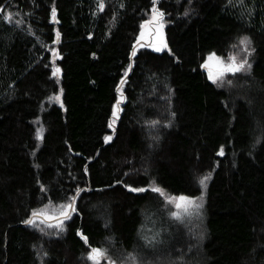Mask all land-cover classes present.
<instances>
[{"label": "trees", "instance_id": "obj_1", "mask_svg": "<svg viewBox=\"0 0 264 264\" xmlns=\"http://www.w3.org/2000/svg\"><path fill=\"white\" fill-rule=\"evenodd\" d=\"M104 2L99 12L97 0H0V264H93L91 247L111 259L132 253L151 212L165 238L147 253L167 251L172 264H264V0H159L168 50L137 46L135 57L152 0ZM244 36L249 74L229 88L213 83L202 67L209 53L226 59ZM118 88L126 99L110 128ZM154 187L205 192L200 244L156 208ZM77 189L65 231L24 223Z\"/></svg>", "mask_w": 264, "mask_h": 264}, {"label": "snow or ice", "instance_id": "obj_2", "mask_svg": "<svg viewBox=\"0 0 264 264\" xmlns=\"http://www.w3.org/2000/svg\"><path fill=\"white\" fill-rule=\"evenodd\" d=\"M159 0H152L153 7L151 8V16L148 20H145L140 25V35L139 38L136 41V45L132 47L131 56L135 57L137 55L138 47H151L155 52H163L165 49H167V44L164 40V27H165V13L160 10V8L157 6ZM97 6L99 12H103L105 9V2L104 0H97ZM123 7V5H121ZM4 10L0 8V13H2ZM187 15V13H185ZM3 19L8 22H13V15L12 13H8L3 17ZM51 20L52 22L59 23V20L57 19V9L53 6L51 8ZM16 24H20V20L15 21ZM61 33L57 30L56 31V38L53 41V43H59L60 42ZM239 45L243 46L242 51L246 54V56H250L252 54V51L254 49L250 50L251 40L249 37L244 36L240 39ZM233 47H238V45H233ZM52 52V76L59 79L61 75V69L59 67L55 66L56 58L59 57V51L55 48L50 49ZM170 51V49H169ZM62 58V57H61ZM131 65H129V71L131 70ZM202 67L206 68L208 70V78L213 82L217 83L218 81H222L228 74L236 75L237 73H242L251 68V64L248 62V59L241 58L238 55L235 54H229L227 57V60L224 59V57L217 56L216 53H209L207 60L202 65ZM127 74V73H126ZM121 85L126 83L125 80H121ZM230 83V81H229ZM118 92H120V98L116 101V104L114 106V111L112 113L113 115V122L110 123L108 126L110 128H113L115 122L117 119H119V113L123 110L121 108L122 103H124L126 97L123 95L122 88L117 89ZM63 89H60V94L62 95ZM56 100H60V96L55 97ZM63 104L61 103V107ZM159 121H152V124H158ZM170 127L171 125H166ZM37 138L42 140L43 139V129H40L37 133ZM105 142H108L112 139L111 136H106ZM219 155H224L223 148L220 149ZM87 171V169H85ZM210 179V174L203 176L199 179L198 183L200 186H202L204 189L207 188V181ZM129 191L132 192H144L147 189L144 188H134L130 186ZM153 192L158 193L159 195L163 196L165 200L169 204H174L175 208L177 209L176 212H173L172 215L176 217L177 219L181 218L180 211L183 210L184 213H188L190 208L196 207L199 208L202 205L197 204V200H202L203 196L200 197H190L185 195H179V196H168L165 194L164 190L159 187H154L151 189ZM82 191V189H77L76 193L68 198L66 202L61 203L59 205L54 206L51 201H49V204L45 205L43 208L40 209H34L31 213V217L24 221L25 224L33 225L36 227H39L37 224V221H39L40 224H46L49 228H55L58 229L59 232L65 231L64 221L70 220L72 217V214L76 212L75 202L79 195V192ZM55 210H52V209ZM40 231L43 232L44 229L40 228ZM81 235L83 241L85 244L88 243V238L83 235V233H78ZM45 256H47V253H44ZM89 260L93 262V264H103V262L106 260L107 264H115V261L108 257L107 250L102 249L99 247H91V250L87 257ZM130 259H135L134 257H130Z\"/></svg>", "mask_w": 264, "mask_h": 264}, {"label": "rangeland", "instance_id": "obj_3", "mask_svg": "<svg viewBox=\"0 0 264 264\" xmlns=\"http://www.w3.org/2000/svg\"><path fill=\"white\" fill-rule=\"evenodd\" d=\"M151 16V15H150ZM150 18V17H149ZM164 40L167 44L166 40V25L164 27ZM234 45H238V47H235L231 50V54H235L240 56L241 58H247L249 62V57L246 56V54L242 51L243 46L239 45V42H236ZM168 46V45H167ZM139 47V46H138ZM150 50L154 51L151 47H148ZM165 49L164 51H167ZM251 50V48H250ZM163 51V52H164ZM155 52V51H154ZM162 53V52H157ZM227 60V58L225 59ZM249 74V70L237 73L236 75L228 74L222 81H218L217 84L224 85V87L230 86L229 81H235L237 78L243 77L244 75ZM229 88V87H228ZM166 195L172 196L170 194ZM203 196L202 200H197L196 203L202 205L199 208L192 207L190 208L188 213H184L183 210L180 211L181 218L177 219L172 215L173 212H176L177 209L175 208L174 204H169L165 198L161 195H158L159 203H157V207L159 210L163 209V213H167V218L170 220L172 225L177 228V231L181 233L184 238L189 236L194 238V242L201 243L202 240L206 238V231L204 227V219L206 218V211H205V203H206V197L205 192L201 195ZM200 197V196H199ZM153 213L149 215L148 222L150 224L148 225L146 223L144 230L139 238V248L140 250H144L143 252L139 251L137 247L133 250L134 252H113L112 254L115 256L112 258V260L115 261V264H172L171 263V256H169V253L167 251L157 254L155 252L147 253L148 251L152 250V246H156L155 244L158 243V241L161 240V242L164 240L165 237H161L162 232L165 230L164 225L158 221V219L153 217ZM153 217V219H152ZM151 220V221H150ZM167 220V219H166ZM184 231H183V230ZM184 232V233H183ZM160 242V243H161ZM159 243V244H160ZM160 246V245H159ZM200 247V246H199ZM111 254V255H112ZM112 255V256H113ZM130 257H134L135 259H130Z\"/></svg>", "mask_w": 264, "mask_h": 264}]
</instances>
